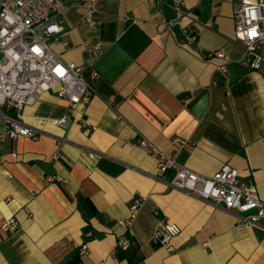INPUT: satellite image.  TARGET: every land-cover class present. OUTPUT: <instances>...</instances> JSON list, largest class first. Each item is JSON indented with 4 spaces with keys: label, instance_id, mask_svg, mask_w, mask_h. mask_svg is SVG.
I'll return each instance as SVG.
<instances>
[{
    "label": "crops",
    "instance_id": "crops-1",
    "mask_svg": "<svg viewBox=\"0 0 264 264\" xmlns=\"http://www.w3.org/2000/svg\"><path fill=\"white\" fill-rule=\"evenodd\" d=\"M183 1L194 18L168 26L178 12L163 0H99L96 25L83 20L79 0H65L52 48L98 78L67 131L56 125L68 103L55 90L23 111L38 138L14 142L0 117V226L20 223L0 230V264H264V222L238 228L237 211L170 188L174 170L159 177L157 159L126 142L144 136L207 177L229 163L264 200V60L252 69L241 59L234 18L241 0ZM184 28L198 43L186 42ZM220 49L227 71L224 59L209 57ZM82 117L97 129L80 125ZM57 175L66 182H48ZM138 194L149 198L132 244L113 256L119 220ZM163 217L181 227L170 253L151 240ZM83 243L89 249L80 256L75 244Z\"/></svg>",
    "mask_w": 264,
    "mask_h": 264
},
{
    "label": "built area",
    "instance_id": "built-area-1",
    "mask_svg": "<svg viewBox=\"0 0 264 264\" xmlns=\"http://www.w3.org/2000/svg\"><path fill=\"white\" fill-rule=\"evenodd\" d=\"M99 0H79L86 10L83 20L96 25L94 14ZM171 5L178 16L168 22V26H183L186 17L194 18L192 12L183 11V0H163ZM66 10L65 0H0V117L4 120V135L14 142L20 136L38 138L39 131L22 122L23 111L33 105L42 93L55 90L58 96L68 103L64 115L56 120V125L67 131L76 121L75 112L86 92L93 87L98 78L96 71L91 77L83 74L77 63L65 61L52 48L58 41L63 26L60 17ZM235 39L243 47L242 60L252 69H259L264 60V1L241 0L234 3ZM188 44L198 43L199 37L183 29ZM210 58H221L225 63L220 66L228 70L229 57L222 49L209 53ZM78 122L85 128L97 129L87 118ZM129 145H137L150 156L157 159L158 176L163 177L169 169L174 170L168 182L176 188L214 201L215 204L237 211L240 217L238 228L262 227L264 222V200L258 187L251 180L241 178L238 168L224 163L214 175L207 177L182 165L175 157L160 149L144 136L137 140H127ZM191 150L188 141H182ZM16 155V153H13ZM58 158L55 153L53 160ZM51 184L66 182L61 175L47 178ZM149 195H136L129 206V213L119 220L124 229L119 235L112 255L127 251L132 244V226L145 205ZM20 223L6 219L0 230L9 232L19 228ZM181 233V227L161 218L152 236V243L164 246L172 252V240ZM92 233L89 232L90 236ZM79 255L88 253V243L75 244ZM78 264H82L78 261Z\"/></svg>",
    "mask_w": 264,
    "mask_h": 264
},
{
    "label": "trees",
    "instance_id": "trees-1",
    "mask_svg": "<svg viewBox=\"0 0 264 264\" xmlns=\"http://www.w3.org/2000/svg\"><path fill=\"white\" fill-rule=\"evenodd\" d=\"M73 264H78V262L76 260L73 261Z\"/></svg>",
    "mask_w": 264,
    "mask_h": 264
},
{
    "label": "rangeland",
    "instance_id": "rangeland-1",
    "mask_svg": "<svg viewBox=\"0 0 264 264\" xmlns=\"http://www.w3.org/2000/svg\"><path fill=\"white\" fill-rule=\"evenodd\" d=\"M0 58H1V54H0Z\"/></svg>",
    "mask_w": 264,
    "mask_h": 264
}]
</instances>
